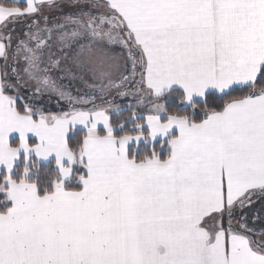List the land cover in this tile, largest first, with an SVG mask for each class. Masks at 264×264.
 <instances>
[{"label": "snow or ice", "instance_id": "obj_1", "mask_svg": "<svg viewBox=\"0 0 264 264\" xmlns=\"http://www.w3.org/2000/svg\"><path fill=\"white\" fill-rule=\"evenodd\" d=\"M0 264H264V0H0Z\"/></svg>", "mask_w": 264, "mask_h": 264}, {"label": "rangeland", "instance_id": "obj_2", "mask_svg": "<svg viewBox=\"0 0 264 264\" xmlns=\"http://www.w3.org/2000/svg\"><path fill=\"white\" fill-rule=\"evenodd\" d=\"M53 110H55V107H53Z\"/></svg>", "mask_w": 264, "mask_h": 264}]
</instances>
